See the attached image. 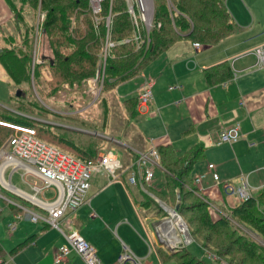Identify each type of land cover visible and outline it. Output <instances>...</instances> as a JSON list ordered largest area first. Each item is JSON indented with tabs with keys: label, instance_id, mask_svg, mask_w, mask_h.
Wrapping results in <instances>:
<instances>
[{
	"label": "crops",
	"instance_id": "1",
	"mask_svg": "<svg viewBox=\"0 0 264 264\" xmlns=\"http://www.w3.org/2000/svg\"><path fill=\"white\" fill-rule=\"evenodd\" d=\"M224 1L234 24L239 27L238 32L217 44L201 43L200 48L195 47V42L182 39L160 56L149 66V75L144 72L137 76L142 77V81L136 84L133 95H138L147 79L154 78V99L147 107L138 108L139 116L131 123L137 122L142 135L147 137L149 146L155 143L161 150V157L162 149L159 145L172 144L179 154L199 143L204 145L205 161L195 171L194 178L206 173L207 164L212 162L216 164L222 181L235 184L242 174L247 175L255 188L256 196L264 186V159L250 158L249 152L264 154V66L257 67V57L252 50L264 43V0ZM12 16L13 11L7 2L0 0V31L1 27L9 24ZM225 61L233 69V78L210 85L205 69ZM236 122L240 123L241 139L233 144H214L218 133ZM191 127L194 130L185 134ZM132 130L137 131L136 125L135 128L132 126ZM95 133L99 135L98 132ZM116 139L111 138L123 146L147 151L138 146L140 143L136 145L137 141L133 138ZM212 148L208 156L206 150ZM120 158L127 168L119 171L118 178L111 177L104 169L93 174L87 203L61 219L67 228L64 231H77L96 248L99 258L105 264L115 263L123 254L121 244L123 251L124 247L129 248L144 264H155L154 259L162 262L157 248L166 247L156 236V224L159 222L154 224L155 241L149 243L137 230L140 228L146 231V228H141L139 218H133L135 204L140 205L143 199L139 200L137 195L144 192L139 186L129 183L128 165L132 157L123 159L120 155ZM2 167L0 203L1 200L7 202L10 213H0L1 264H54V256L66 244V239L59 230L52 229L47 223L38 226L40 222L31 221L30 216L32 212L46 215L42 202H47L50 198L45 200L39 195L53 187L56 189V186L45 188L42 178L36 174H28L41 181V185L32 183L23 170L20 177L33 192L25 191L13 183V175L20 169L14 170L9 165ZM155 175L154 185L158 187L151 186L148 189L161 191L163 171L157 169ZM202 188L200 194L226 213L239 203L236 198L227 196L222 186H217L209 174L203 179ZM2 189L34 204L45 214L35 212L26 203L4 195ZM145 193L155 196L150 191ZM16 221H21L22 226L18 224L13 233L9 225ZM27 223L35 226L24 228ZM130 225L134 226V231ZM120 231L129 244L124 241L121 243L114 237V233ZM107 237L113 244L104 241ZM166 250L170 253L168 248ZM63 264L86 263L73 252Z\"/></svg>",
	"mask_w": 264,
	"mask_h": 264
},
{
	"label": "trees",
	"instance_id": "2",
	"mask_svg": "<svg viewBox=\"0 0 264 264\" xmlns=\"http://www.w3.org/2000/svg\"><path fill=\"white\" fill-rule=\"evenodd\" d=\"M5 1L12 9L13 16L6 27H1L0 64L14 86L29 87L22 90L24 94L16 98L18 100L26 99L29 90H32V79L45 101L47 96L57 93L64 83L84 85L94 78L98 69V55L107 40L106 18L109 15L111 18L113 16L111 40L114 46L110 49L103 81L102 93L107 94L143 74L182 39L217 44L239 30L224 0H153L150 42L138 48L133 40L126 0H104L102 12L95 16L90 8V0ZM41 37H48L53 55L39 52ZM35 57L43 61H35ZM47 69L51 74L48 81L45 78ZM205 75L207 82L215 85L232 79L234 72L230 63L225 61L205 69ZM47 82L50 83V91L44 87ZM123 105L129 117L139 116L138 95L125 99ZM18 107L19 111L27 113L30 108L42 109L44 105L34 96L33 100L22 102ZM2 122L35 128L42 140L83 161H96L102 153L101 146L83 147L74 138L52 129L50 125L1 110L0 148L16 133L12 126ZM193 130L191 127L185 134ZM159 147L162 149L160 166L163 189H149L170 208L176 207L181 195L178 212L187 222L193 241L207 253L230 264H264V243L261 244L259 239L261 237L264 241V186L253 198L232 207L228 215L211 211L207 199L198 191L194 178L196 166L205 161L204 145H194L183 154H179L172 144ZM130 149L133 151V161L138 153L136 149ZM153 200L148 197L141 201L140 206H147ZM156 212L160 215L165 213L161 207ZM238 224L247 229L242 230ZM179 248L181 250L169 253L158 246L162 263L176 259L179 264H215L213 259L194 255L186 246Z\"/></svg>",
	"mask_w": 264,
	"mask_h": 264
},
{
	"label": "built area",
	"instance_id": "3",
	"mask_svg": "<svg viewBox=\"0 0 264 264\" xmlns=\"http://www.w3.org/2000/svg\"><path fill=\"white\" fill-rule=\"evenodd\" d=\"M104 0H91V4L95 14L102 12V4ZM127 12L131 16L132 26L134 28L133 40L137 43L138 48L149 44L150 32L153 26L154 4L153 0H127ZM100 22L99 19L96 21ZM112 18L109 15L106 20L107 25V40L100 59L99 76L107 65V59L110 49L114 46L111 40ZM131 39H127L130 41ZM195 47H201V43L195 42ZM257 57V65L264 66V43L256 46L252 51ZM98 76V77H99ZM156 81L154 78L146 80L141 90L138 93V108L147 107L153 102L154 94L153 88ZM13 128L16 133L8 139V141L0 149V180L2 179V166L9 165L14 170L23 169L25 174H36L43 179L45 188L48 186H56L57 195L47 202H42L46 215L41 216L32 212L30 220L39 223L43 221L49 226H53L60 230L66 239V244L58 250L54 256V264H63L67 261L71 253H76L78 256L85 259L87 264H103L100 260L96 248L85 238H83L77 231L66 233L60 227L62 218L70 212L77 210L88 201L89 190L91 188V178L95 172L104 169L113 178H118V172L127 168L124 166L120 155L115 151L110 150L106 153H101L96 161H83L72 154L63 151L59 147L42 140L37 135V130L32 127H24L14 125ZM241 139L240 123L236 122L227 128H223L218 133V138L214 144L222 145L225 143L233 144ZM154 141V140H152ZM138 156L128 165L129 183L134 186H139L142 190L148 187H154L156 177V167L162 169L160 166L161 150L153 145L150 150H136ZM211 175L213 181L217 186H222L225 193L229 197L236 198L238 202L246 201L254 197L255 188L250 182L247 175L242 174L237 183L222 181L221 176L217 170L215 163L209 162L206 166V173L199 174L195 178V184L198 188L202 187L203 179L207 175ZM24 175V174H23ZM201 185V186H200ZM0 198L2 196L0 195ZM211 211H219L226 215L222 209L217 207L212 202L208 201ZM164 208H170L166 203ZM3 211L0 203V213ZM178 219L183 227L172 224L171 230L175 232L176 236L180 237L181 241L170 245L168 238L170 233L165 227V223H171L173 219ZM156 227V236L161 244L168 249H178L185 241L189 239L188 228L178 215L169 216ZM10 231L15 232L17 223L13 222L9 225ZM161 227L164 231L160 234ZM181 233V236H180ZM209 257L217 262V264H230L222 261L218 256L209 254ZM128 260H133L135 264H142L134 253H123L117 261V264H126ZM2 261L0 260V264Z\"/></svg>",
	"mask_w": 264,
	"mask_h": 264
},
{
	"label": "rangeland",
	"instance_id": "4",
	"mask_svg": "<svg viewBox=\"0 0 264 264\" xmlns=\"http://www.w3.org/2000/svg\"><path fill=\"white\" fill-rule=\"evenodd\" d=\"M126 3H127V0H126ZM90 8L92 10L93 15L95 16L96 14L93 10L91 0H90ZM129 17L131 21V16L129 15ZM133 32H134V28H133ZM105 44L102 45L101 51L98 55V64H97L98 69H97L96 76L94 78L90 79L89 81H86L84 85L77 84L74 86V85H70L69 83H64V85L58 90L57 93L47 96L45 101L44 99H42L37 89L34 79H32V90H29L26 99L24 100L16 99V98L21 97L17 95V91L19 89L23 90V89H28L29 87L28 86H14L12 81L6 74L3 66L0 64V110L8 114H14V113L22 114V115L32 118L36 122H41V123L50 125L52 129L60 130L61 132L65 133L67 136L74 138L83 147H91V146L98 145V146H101L103 153L107 152L110 149L112 150V148H114L113 150L115 152H118L123 159L127 157L129 158L132 157L133 151L130 149L131 147L123 146L111 140L112 137H115L119 140L133 138V140L137 141L136 145L140 143L138 145L139 147H142L145 150H150L153 147V145L151 147L149 146L147 137L145 135H142V132L137 126V122H134V124L131 123L133 119L136 120V117L135 118L129 117V115L127 114L126 108L123 105V101L125 99L129 98L130 96H133L137 88L136 84L142 81V77H138V78L136 77L131 80H128L127 82L119 85L116 89H114L109 94L102 93L103 81H104L103 72L101 76H99L98 74H99V69H100V59H101V55L104 50ZM38 47H39L40 53L46 52V54L53 55L51 44H50L48 37H41L39 40ZM35 61L42 62L43 60H40V59L37 60V58L35 57ZM150 67L144 71L146 75L150 74L149 73ZM257 67H260V66L257 65ZM45 78H46V81L51 79V74L48 69L45 71ZM44 87L45 89L50 91L49 82L45 83ZM23 94L24 93L22 91V95ZM34 96L38 98L40 102L44 105L42 109L30 108L29 111L27 112L28 114L25 112H22L21 110L20 111L18 110L19 109L18 105L20 103L29 102L33 100ZM135 125H136L137 131L134 130L133 132L132 126H134L135 128ZM95 132H98L99 135H97ZM212 150L213 148L207 149L206 154L209 156V152ZM249 157L250 158L258 157V158L264 159V154L259 153L258 151H251L249 152ZM202 163L203 162H201L200 164L196 166V170L202 165ZM155 169L157 170L159 168L156 167ZM22 171L23 169H20L19 171L14 173L13 183L15 186L32 193L33 191L30 189L29 185L24 183L20 177V174ZM117 175L119 176V172ZM27 179L28 181L32 183H38L39 185H41V181H39L36 177L32 175H28ZM155 187H158V186L156 185ZM151 190L156 191V189L154 188ZM151 190L148 188H145V190L143 189L142 192L145 193V192L150 191V193H152ZM198 191L200 192L203 191V188L202 187L198 188ZM1 192L4 195H7L8 197L12 199H15L16 201L26 203V205L35 212L43 213V211L39 207L35 206L32 203H28L24 201L19 196L9 191H5L3 189L1 190ZM136 193L137 192H135V194ZM144 193H139L137 195L139 200L143 198L141 200L143 201L144 199L150 197V199L153 198L155 201L153 200L147 206H140V205L135 204L133 218L135 217L137 219L138 218L140 219L141 228L145 227L146 231L141 230L139 227H136V228H139L137 230L139 231L141 236H143L147 241H149V243H152L153 241H155V237H154L155 222L156 221L159 222L156 224L158 228V224H161L160 222L164 221L166 218H169L171 214L169 213L168 209H165L163 207V205L165 204L163 200H161L159 197L151 196V195H148L147 193L145 194ZM56 195H57V190L53 187L45 191L42 195H39V197L47 200L49 198L53 199ZM1 204H2L4 214L8 215L10 213V207L8 206L9 204L7 205V202H5L4 200H1ZM160 207L165 211L163 215H160V213L156 212ZM173 215L175 216L178 215L180 218H182L183 222L188 228L187 222L183 219V217L181 216L179 212L177 214L173 212ZM226 215H228V213ZM133 218L131 219L132 221H133ZM176 220L174 221L175 223H176ZM16 223L17 225L19 224L20 227L22 226L21 221H16ZM41 224H44V222L41 221L38 224V226H41ZM31 225L32 224L27 223V225H25L24 228H30ZM238 225L242 230L247 229L243 225H240V224ZM32 226H35V225H32ZM130 226H131L130 228L134 231L135 230L134 226L133 225H130ZM168 226L170 225L167 224V227ZM51 227L52 229H57L53 226ZM60 227L65 230L67 229L65 225L63 224V222H60ZM160 231H161L160 234L164 231L163 227H161ZM188 231H189V228H188ZM180 236H181V233H180ZM114 237L118 238L121 243L122 241H124L127 244H129L127 238L124 236L122 231H120L117 234L114 233ZM174 239L170 238V240L172 241L171 242L172 245L176 244L179 241L178 238H176L175 240ZM259 239H260L261 244L264 243L261 237H259ZM104 241L108 242L109 244H113L112 242H110L109 237L104 239ZM180 245L186 246L190 252H192L194 255L198 257L212 260L209 257V253L204 251L201 246H199L196 242L193 241V239L192 241L189 242V239L185 241V239L183 238V243ZM124 249L125 250L123 251V247L121 244L122 253H126V252L133 253L129 248L124 247ZM178 249L180 248L178 247ZM151 260H153V258H151ZM83 261L87 264L85 259H83ZM117 261L113 264H117ZM154 262L155 264H179V262L176 259L167 261L165 263H162L159 260L154 259ZM141 263L144 264L143 262ZM214 263L217 264L215 261ZM126 264H135V262L133 260H128Z\"/></svg>",
	"mask_w": 264,
	"mask_h": 264
},
{
	"label": "water",
	"instance_id": "5",
	"mask_svg": "<svg viewBox=\"0 0 264 264\" xmlns=\"http://www.w3.org/2000/svg\"><path fill=\"white\" fill-rule=\"evenodd\" d=\"M153 4H154V1H153ZM43 59H44V57H43ZM52 62H53V61H52ZM17 95H18V96H21V95H22V90H21V89H19V90L17 91ZM178 200H179V201H178V203H177V205H176L175 208H165V209H168V211H169L170 214H172L173 212H174L175 214L178 213V210H179V207H180L181 195L178 196ZM188 234H189V236H190V238H191V235H190L189 231H188ZM168 250L170 251V253H174V252H177L179 249H176V250H174V249H168Z\"/></svg>",
	"mask_w": 264,
	"mask_h": 264
},
{
	"label": "bare ground",
	"instance_id": "6",
	"mask_svg": "<svg viewBox=\"0 0 264 264\" xmlns=\"http://www.w3.org/2000/svg\"><path fill=\"white\" fill-rule=\"evenodd\" d=\"M175 220H176V219L174 218V219L172 220L171 223H169V222H166V223H165V227L168 229V230H166V231H168V232L170 233V236H169V238H168V239H169V240H168V243H169L170 245H172V243H171L172 241L170 240V238H171V239H174V238L176 239V238H178V239H179L178 242L181 241L180 237L176 236L175 232L171 230V227H172V224H173V223H174V224H176V223L180 224V226H181V228H182L181 230H183V227H182L180 221L177 219V220H176V223H175V222H174ZM167 224H169L170 226L167 227ZM175 239H174V240H175ZM174 240H173V241H174ZM174 243H176V242H174Z\"/></svg>",
	"mask_w": 264,
	"mask_h": 264
}]
</instances>
